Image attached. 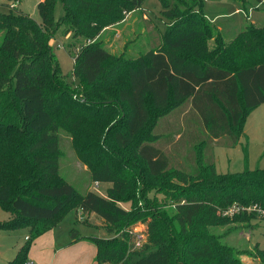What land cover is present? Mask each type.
<instances>
[{
    "label": "trees",
    "instance_id": "obj_1",
    "mask_svg": "<svg viewBox=\"0 0 264 264\" xmlns=\"http://www.w3.org/2000/svg\"><path fill=\"white\" fill-rule=\"evenodd\" d=\"M175 1L159 0L166 28L135 57L108 51L97 36L144 0H40L39 22L15 6L0 10V205L10 213L0 229H29L8 264H27L34 239L75 207L119 232L87 237L96 264H243L238 252L247 251L210 226L264 218L218 214L233 203L264 210V167L217 172L213 146L237 145L246 117L264 103V26L248 24L226 43L197 9L204 0ZM61 24L89 41L68 82L49 45ZM92 126L106 130L84 159L93 182L109 183L105 196L60 175L59 132L75 137ZM159 194L172 214L159 208ZM137 201L148 210L145 255L130 249L123 229L144 215ZM252 252L264 264V249Z\"/></svg>",
    "mask_w": 264,
    "mask_h": 264
},
{
    "label": "rangeland",
    "instance_id": "obj_2",
    "mask_svg": "<svg viewBox=\"0 0 264 264\" xmlns=\"http://www.w3.org/2000/svg\"><path fill=\"white\" fill-rule=\"evenodd\" d=\"M39 1L20 0L15 4V7L16 10L29 14L30 17L39 22L40 17L37 10ZM9 3L7 0H0V10L8 12L11 9ZM170 3L176 4L177 2L170 0ZM178 8L183 9V6L179 4ZM162 9L159 0H144L141 8L123 11V18L120 22L103 28L97 36V41L101 40L104 47L114 54L123 51L125 55L135 57L137 54L143 53L149 47L151 40L158 38L165 30L168 19L163 15ZM197 9L201 10L200 12L212 25L214 32L220 34L226 43L248 24L264 26V0H204V6L197 7ZM63 14L62 4L58 1L55 7V18L58 19ZM65 27V24L59 26L49 41V45L57 60L58 67L65 77L64 80L68 82L72 81L73 57L79 46L87 40L79 36L73 37L69 32L66 35ZM1 35L2 31H0V39ZM176 122H181L180 117ZM96 128V126H92L89 129H83L75 137H70L63 131L59 132L60 175L82 193L91 190L105 196L106 187L109 186V183L98 182L99 185L96 186V183L90 179L89 165L84 159V157L88 159V147L92 145L95 149L101 143L106 130V128L100 129L95 133ZM177 128H183V124L180 123L179 126H176ZM173 130L175 128L169 129L168 133L171 134ZM242 132L243 135L240 137L239 143L233 147L213 146L217 172H239L246 167L249 169L264 167V105L248 114L243 123ZM167 145L169 144L164 146L167 147ZM169 148L167 149L169 150ZM149 195L151 196L152 192ZM157 197L161 205L159 208L172 214L174 207L171 204L166 205L162 195L159 194ZM142 202L137 201V206L144 215L123 229L130 236V249L140 251L145 255L143 243L146 241V235L144 234L145 222L143 219L147 217L148 210L143 207ZM120 205L129 210L132 208L133 202L124 200ZM77 209L78 207H75L68 211L57 224L63 223L62 225H65L64 222L74 219L72 225L80 234L113 238L119 233L115 231L108 234L104 222L96 214L89 215V221L92 223L101 222L102 225L99 227L87 226L76 221L75 210ZM9 217V211L4 210L0 205V221L7 220ZM26 230V227L11 230L0 229V264H8L15 257L13 246L21 238H24L25 233L28 234V230ZM210 230L214 234L221 235V241L233 247L235 251H247L246 253L238 252V258L243 264H260L258 260L252 258V251L256 244L264 249V218L210 226ZM139 235L143 236L142 240L137 247H134Z\"/></svg>",
    "mask_w": 264,
    "mask_h": 264
},
{
    "label": "crops",
    "instance_id": "obj_3",
    "mask_svg": "<svg viewBox=\"0 0 264 264\" xmlns=\"http://www.w3.org/2000/svg\"><path fill=\"white\" fill-rule=\"evenodd\" d=\"M157 39H152L150 44ZM263 105L264 103L256 109ZM89 215L93 216L94 213H84L80 208L75 210L76 221L93 227L102 225L101 222H90ZM100 220L102 221V219ZM72 222L74 219L64 222L65 225H62L63 223L56 224L34 239L28 253L27 264H96V246L87 238L94 235L80 234ZM27 230L28 234L25 233L24 238H21L13 246L15 253L26 242V237L29 235V229L27 228Z\"/></svg>",
    "mask_w": 264,
    "mask_h": 264
},
{
    "label": "built area",
    "instance_id": "obj_4",
    "mask_svg": "<svg viewBox=\"0 0 264 264\" xmlns=\"http://www.w3.org/2000/svg\"><path fill=\"white\" fill-rule=\"evenodd\" d=\"M17 2L11 4V7H14L15 4ZM89 42V41H87ZM59 45V44H58ZM96 186H98V182H95ZM251 212H256L258 214H264V210L258 208L256 205H243L240 203H233L231 205H229L228 207H226L225 209H221L219 210L218 214H221L223 216H233L235 214H239V213H251ZM142 235H139V237L137 238L134 247H137V245H139V242L142 240ZM28 237H26L27 239Z\"/></svg>",
    "mask_w": 264,
    "mask_h": 264
}]
</instances>
